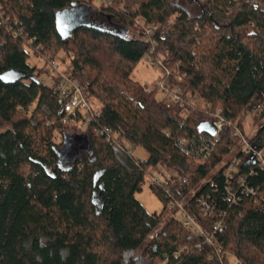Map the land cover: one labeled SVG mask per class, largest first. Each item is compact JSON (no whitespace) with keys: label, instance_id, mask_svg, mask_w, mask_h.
<instances>
[{"label":"trees","instance_id":"trees-1","mask_svg":"<svg viewBox=\"0 0 264 264\" xmlns=\"http://www.w3.org/2000/svg\"><path fill=\"white\" fill-rule=\"evenodd\" d=\"M74 3L85 5L0 0V21L12 28L0 24V124L8 127L0 133V264H221L217 250L237 264H264V171L247 181L259 198L243 195L236 206L227 201L225 168L218 171L247 115L261 125L253 138L264 141V1L105 0L96 12L89 3L63 40L56 17ZM139 19L158 27L151 40ZM130 29L140 36L130 38ZM60 51L74 57L69 74L86 88L93 114L74 127L61 122L64 99L43 82L45 68L29 64L31 53L58 59ZM145 58L171 73L167 85L188 115L133 80ZM219 109L227 125L212 156L187 154L193 141L211 138L203 127ZM128 146L148 158L128 155ZM159 164L177 175L151 185L164 208L150 214L136 196ZM239 169L248 172L243 158ZM182 178L188 185L180 192ZM193 192L186 209L214 246L173 216L172 198ZM203 197L214 214L204 215Z\"/></svg>","mask_w":264,"mask_h":264},{"label":"built area","instance_id":"built-area-1","mask_svg":"<svg viewBox=\"0 0 264 264\" xmlns=\"http://www.w3.org/2000/svg\"><path fill=\"white\" fill-rule=\"evenodd\" d=\"M105 1V0H104ZM107 1V0H106ZM207 1V0H201ZM264 0H247V2L253 4L254 7H258ZM1 25L7 30H12L9 26V23L5 21H0ZM137 25L141 27V30L144 34L146 40H151L154 36L157 26H146L144 21L137 20ZM14 36L17 37L16 33ZM47 64L48 69L52 74H57L58 77L54 78L52 88H54L60 96L64 99L63 111L64 116L61 119V122L64 126L74 127L78 126L81 123L83 116L87 120H92L93 114L91 109L90 101L87 97L86 88L80 84L77 80L72 78L69 73H65L62 71V63L58 59L52 58L50 55H46L43 58ZM74 59L71 57L70 60ZM161 68L164 69V76L162 79L155 85H152L150 90H158L165 97L168 98L169 102L172 104L180 105L183 110V116L188 115V107L185 106L183 98L181 95L177 94L174 90H172L166 82L167 77L170 76V72L163 66L161 61H158ZM181 80V79H179ZM46 83V80H43ZM192 104H197L200 102L199 98H191ZM261 109V106H257L254 111ZM213 127L216 130V135L211 138H199V140L193 141L191 143V150L188 151L187 154H190L192 151L197 156H201L203 159H208L214 153V150L218 143H220L221 138L220 134L227 125V122L222 114V110L219 109L214 115L213 120L211 122ZM89 125V122L88 124ZM97 137H107L108 139H113V134L111 131L107 130H98L96 131ZM235 139L238 140L237 148L240 149V153L237 155H232L230 159H226L221 166L218 168V171L225 168L223 176L227 181L226 192H227V201L232 203L233 205H238L243 195L246 197H252L253 200L259 198L260 189L252 188L248 185V178L254 177L257 174L256 168L264 171V141L262 142L259 138H248L243 131L240 129H236L233 133ZM256 136V135H255ZM183 145H188L185 141L182 142ZM120 149H123L121 143H117ZM124 150V149H123ZM128 155H134L133 150L126 151ZM234 152V151H233ZM232 152V153H233ZM231 153V154H232ZM230 154V156H231ZM229 158V157H228ZM244 159V165L247 166L248 172L244 173L240 171V163ZM151 178V185L162 186L163 184L159 181L155 180L152 175H148ZM188 185V180L182 178L179 180V191H183L185 187ZM171 188L167 189L169 193ZM240 193V194H239ZM195 196V192L191 195L186 196L183 200L179 201L175 198H172L170 203V208L174 211H178V219L183 223V226L193 232L196 235H199L204 238L205 243L210 246H214V240L212 236L206 234L200 226L196 223L194 218L188 213L186 206L190 198ZM199 205L201 210L203 211L205 216H210L214 214V205L210 204L208 200L203 197L199 199ZM174 216V215H173ZM221 216V215H220ZM222 225L221 222L218 223L217 229ZM201 245L197 246V248L201 249ZM217 256L220 260L221 264H231V260L234 256L229 252H222L221 250H217Z\"/></svg>","mask_w":264,"mask_h":264},{"label":"rangeland","instance_id":"rangeland-1","mask_svg":"<svg viewBox=\"0 0 264 264\" xmlns=\"http://www.w3.org/2000/svg\"><path fill=\"white\" fill-rule=\"evenodd\" d=\"M76 2L81 1L83 5L82 8H86L89 7V3H90V7L92 9V11L96 12L98 11V9L101 7L102 3L104 0H75ZM88 2V4H87ZM91 16V15H90ZM93 16L95 18H97L94 14ZM93 16L91 17L93 19ZM85 22H91L90 18H86ZM118 31H121L123 33V35H125V30H123V28L119 27L117 28ZM141 34V32L137 29V30H133L130 29L129 30V34L128 36L130 38H137L139 37ZM56 56L58 57L59 61H61L62 63V71L65 73H69L70 72V59L67 58V54L63 51H60L56 54ZM29 64L31 66H35L38 69L41 68H45L46 70V74H44V77L46 79L47 85L48 86H52L53 85V80L54 78H57L58 75L57 74H52L49 71V67L47 62L39 56H36L34 54L31 53V58L29 60ZM50 72V74H49ZM49 74V75H48ZM164 76V72L160 66V64L158 62H156L154 59H150V58H145L143 59V61H141L135 68L133 74H132V78L135 82H137L140 86H142L145 89L150 90L152 85L157 84L162 77ZM162 95L158 94V98H160ZM99 111V109H97V112ZM256 112V111H255ZM253 114H249L246 117V120L244 122V133L248 138H253L255 137V135L258 132V129L261 127V125L255 127L253 125ZM264 121L261 123L263 124ZM8 127L5 125H1L0 124V133L3 132L4 130H6ZM128 148H130L128 146ZM134 153V157L138 160L141 161H145L148 158V154L146 153V151L143 148H130ZM240 153V149L236 148L234 150V152L231 154L230 157H232V155H237ZM149 174L152 175V177L159 181L162 184H166L169 182V180L172 177H175L177 175L176 171L172 170V169H167L163 164H159L156 167L152 168L149 170ZM137 199L138 201L144 206V208L147 210L148 213L150 214H159L162 212L163 208H164V203L161 201V199L158 197V195L151 189V178L149 176H146L145 178V183L142 187L141 192H139L137 194ZM174 217H178V211L174 210L173 212ZM163 226V225H162ZM161 226V227H162ZM141 250H139L135 256L134 259H136L137 257H139V255L141 254ZM228 264V263H227ZM230 264V263H229ZM231 264H237L236 260L233 258L231 260Z\"/></svg>","mask_w":264,"mask_h":264},{"label":"water","instance_id":"water-1","mask_svg":"<svg viewBox=\"0 0 264 264\" xmlns=\"http://www.w3.org/2000/svg\"><path fill=\"white\" fill-rule=\"evenodd\" d=\"M73 7V9L59 13L56 17V29L63 40H67L68 37L80 26V22H83L81 16L83 8H76L75 3ZM203 129L211 137L216 135V130L210 123L204 125Z\"/></svg>","mask_w":264,"mask_h":264}]
</instances>
